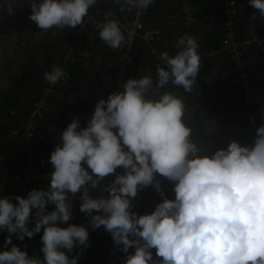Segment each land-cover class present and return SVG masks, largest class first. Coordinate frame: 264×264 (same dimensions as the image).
<instances>
[{"label": "clouds", "instance_id": "obj_1", "mask_svg": "<svg viewBox=\"0 0 264 264\" xmlns=\"http://www.w3.org/2000/svg\"><path fill=\"white\" fill-rule=\"evenodd\" d=\"M17 2L0 0V11L7 7L11 13ZM24 3L31 6L28 19L48 32L84 27L99 0ZM113 3L131 12L147 10L156 0ZM249 3L264 19V0ZM250 18L256 20L257 13ZM96 27L109 48L124 46L118 20L106 17ZM198 49L196 37H179L174 54L158 55L155 77L130 78L123 91L100 99L86 127L73 117L51 153L54 171L46 189L16 195L18 203L0 195V233H8L0 264H79L90 233L84 225L68 223L78 193L80 212L90 219L91 229L103 226L128 254L126 264H264V124L251 145L233 140L212 152L208 137L213 124L210 136L195 138L189 107L169 86L193 92L202 66ZM70 78L59 64L44 73L52 85L68 84ZM110 174L114 180L102 186ZM158 175L174 184V199L164 194ZM149 186L163 199L153 212L140 215L133 199ZM93 190L107 195L94 197ZM41 232L42 256H30L13 243V236L23 241ZM152 249L162 259H154Z\"/></svg>", "mask_w": 264, "mask_h": 264}, {"label": "trees", "instance_id": "obj_2", "mask_svg": "<svg viewBox=\"0 0 264 264\" xmlns=\"http://www.w3.org/2000/svg\"><path fill=\"white\" fill-rule=\"evenodd\" d=\"M232 1L234 5H230ZM187 6L191 9L187 10ZM230 8L236 9L232 28L227 25ZM258 11L249 0H156L140 13L144 32L157 31V34L151 40L135 39L130 50L133 63L119 90L123 91V84L130 78L155 77L156 65L160 63L158 55L164 51L174 54L177 39L192 35L198 39V53L202 58L197 83L192 93L169 87L185 99L190 123L196 129L195 138L210 136L213 124L215 131L208 137L212 152L226 148L233 140L251 145L256 129L264 124V19L259 17ZM137 12H122L113 0H99L84 27L41 32L35 22L28 19L31 6L24 0H18L11 13L7 7L0 11V195L12 197L13 202L18 203L14 199L16 195L27 197L33 189L47 188L38 180L18 183L13 182V178L16 174L24 177L23 174L28 173L30 149L35 147L38 148L36 157H44L46 166L53 169L50 163L56 147L53 137L61 136L73 117L79 118L81 127H86L99 100L117 92L114 85L120 59L129 42L126 37L124 46L113 50L100 40L96 26L106 17H121L130 22ZM253 13H257L256 20L250 18ZM230 30L232 40L238 44V53L225 45ZM255 37L256 41L244 44ZM97 58H101L102 63H98ZM53 64L64 66L70 73L68 84L52 85L44 80V73L50 71ZM49 86L53 88L50 94L46 91ZM45 98L48 109L33 117L36 104ZM31 119L37 128L34 145L26 140ZM14 131L17 133L12 135ZM117 171L123 173L124 169ZM114 178L115 175L110 174L101 183L108 185ZM157 178L165 186L164 194L174 199V184L166 177L158 175ZM79 195L73 198V219L68 222L89 228V246L80 254L79 264H126L128 254L122 251V245L111 250L114 244L111 234L103 226L91 229L90 219L80 212ZM147 197L153 212L163 197L154 186ZM53 208L54 205L48 206L49 211ZM42 234L23 241L13 236V243L30 256H42ZM7 235L6 231L0 233V251L5 250ZM78 252L79 249L72 255ZM152 252L154 259H162L155 256V249ZM111 255L114 263H109Z\"/></svg>", "mask_w": 264, "mask_h": 264}, {"label": "built area", "instance_id": "obj_3", "mask_svg": "<svg viewBox=\"0 0 264 264\" xmlns=\"http://www.w3.org/2000/svg\"><path fill=\"white\" fill-rule=\"evenodd\" d=\"M230 5H234V2H230ZM187 10H190V7H186ZM236 18V9L230 8L229 10V22L227 25L232 28L234 26ZM115 20H118L122 30L125 33V36L127 37V41L129 42V45L127 47V50L125 53L122 54V57L120 59V67L117 75V81L115 83V87L117 89V92H119V88L121 87L123 83V79L125 76L126 71L130 68V65L133 63V59L130 55V50H131V45H133L134 41L136 38H141L144 37L146 39H153L154 35L157 34V31H148L144 32V24L141 19V13L140 11L137 12L135 18L130 21V22H125L121 17H115ZM257 38L255 37L253 40L245 41L244 44L247 45L251 43L252 41H256ZM225 45L230 47L234 53H238L239 47L238 44L235 43V41L232 40V32L231 30L229 33L226 35L225 39ZM111 86V83H110ZM52 86L47 87L46 91L48 94L52 93ZM48 106L46 98L41 100L39 103L36 104L33 117L37 116L41 112L43 113L44 109ZM48 109V107H47ZM46 109V110H47ZM17 131H14L12 135L16 134ZM37 137V128L33 125V119L30 120V124L27 125V130H26V140L32 145H34V141ZM53 144L57 146L58 143L61 142V136L58 134L53 137ZM31 154L28 159L30 170L28 173L23 174L24 177H22L20 174H16L15 177L13 178V182H18V183H28L31 180H38L41 183H43L46 187L49 186L50 180H51V173L54 171L53 169H49L48 166H46V159L43 157L41 159H38L36 157V151L38 148H31ZM10 184V183H9ZM11 185V184H10ZM103 186V184L101 183ZM162 189L165 190V186L163 185V182H161ZM155 188V187H154ZM172 188V187H171ZM151 190V186L141 190L137 197L133 199V205H134V210L138 212L140 215H145V214H150L152 212V207L148 201V192ZM91 195L94 197H99L103 195V192H100L99 190H93L91 192ZM117 248V245L113 244V247H111V250H115ZM115 259L112 258V255L110 257V262L109 263H114Z\"/></svg>", "mask_w": 264, "mask_h": 264}]
</instances>
